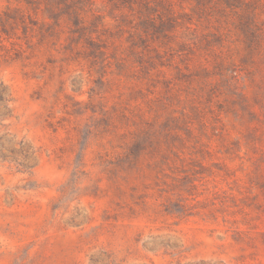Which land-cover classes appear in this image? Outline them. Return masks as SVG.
Returning a JSON list of instances; mask_svg holds the SVG:
<instances>
[{"label":"rangeland","instance_id":"rangeland-1","mask_svg":"<svg viewBox=\"0 0 264 264\" xmlns=\"http://www.w3.org/2000/svg\"><path fill=\"white\" fill-rule=\"evenodd\" d=\"M0 264H264V0H0Z\"/></svg>","mask_w":264,"mask_h":264}]
</instances>
